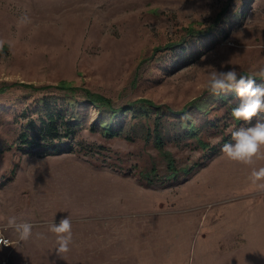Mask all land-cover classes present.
Segmentation results:
<instances>
[{
    "label": "rangeland",
    "instance_id": "1",
    "mask_svg": "<svg viewBox=\"0 0 264 264\" xmlns=\"http://www.w3.org/2000/svg\"><path fill=\"white\" fill-rule=\"evenodd\" d=\"M191 23L194 32L183 29ZM0 41V228L10 216L34 225L29 241L0 248V264H264V190L249 180L264 159L222 153L264 112L237 120L236 93L206 88L212 71L264 67V0H0ZM62 80L116 106L145 97L180 109L198 98L188 119L162 109L158 124L176 166L190 171L167 178L155 109L119 114L121 135L108 138L96 124L108 111L80 90L38 88ZM57 110L76 121L74 151L21 142L30 120L40 126ZM153 165L160 178L149 183ZM65 217L73 243L61 259L49 226Z\"/></svg>",
    "mask_w": 264,
    "mask_h": 264
},
{
    "label": "clouds",
    "instance_id": "2",
    "mask_svg": "<svg viewBox=\"0 0 264 264\" xmlns=\"http://www.w3.org/2000/svg\"><path fill=\"white\" fill-rule=\"evenodd\" d=\"M26 20V17L22 18V22ZM2 43L0 41V44ZM256 75L264 80V67L260 68ZM206 88L217 95L220 92L235 91L241 99V103L232 111L233 117L237 120L251 121L253 117L264 112V87L257 85L255 79L241 75L235 68L210 72ZM231 135L234 143H225L222 146V153L229 160L253 165L256 160L264 159V122L258 121L247 128L241 127L233 131ZM249 180L257 188L264 190V183H260L264 181V167L253 168ZM33 228L32 223L10 216L6 224L0 228V244L16 247L22 242H27L33 236ZM9 229L15 233L16 240H8L3 235L4 231ZM49 231L56 235V255L63 259L64 254L71 250L70 245L73 243L70 218H61L58 224L53 222L49 226ZM36 235L44 238L42 233Z\"/></svg>",
    "mask_w": 264,
    "mask_h": 264
},
{
    "label": "trees",
    "instance_id": "3",
    "mask_svg": "<svg viewBox=\"0 0 264 264\" xmlns=\"http://www.w3.org/2000/svg\"><path fill=\"white\" fill-rule=\"evenodd\" d=\"M187 32H194L195 26L193 23L188 25L187 27L183 28ZM171 45L165 47L168 48ZM8 48V44H5L3 47V51H6ZM159 50V48L155 49ZM241 75H244L249 78H253L256 82L264 81L259 76L251 75L247 72H242ZM21 84L25 87H31L34 89H43L49 87H56L57 89L67 90L71 92H76L80 90L83 93V96L87 100V102L91 105H94L102 111L105 109L108 111L109 116L106 119H99L96 120V124L98 123L99 127L102 129V133L104 136L108 138H113L116 136L121 135V130L114 124V118L117 117L119 114H124L128 111L134 110L136 105H140L144 109H155L157 115L156 125L154 128V134L157 142V147L159 152L163 155V157L167 161V168L169 174H167V178H172L178 175L179 172L188 173L190 169L188 167H181L178 168L176 166L175 158L173 157L172 153L165 149L163 135L161 130L159 129V120L161 117V110L166 109L170 113L175 115H181L189 118L188 112L189 109L197 103L198 98L190 101L186 105H184L180 109H174L168 105L158 104L152 99L141 97L134 101H128L124 105L116 106L112 97H109L105 94L94 92L86 87L76 86L72 81L62 80L57 85H45L42 87H36L33 83H24V82H15L13 85ZM7 87H1L0 93L4 92ZM232 93L235 91H231ZM226 92H220L219 94L226 98ZM236 108V107H235ZM75 118V117H74ZM187 118V119H188ZM76 121L73 119V116H69L66 118V115L62 112V110L57 111H48L47 119L42 121L40 126L36 125L34 120H30L29 125L31 127V133L29 130H25L20 135L21 142L26 144L29 148H34L36 146L42 145L45 146L47 150H52L54 153H62V152H70L74 151V145L70 140L75 135L76 129L74 128V124ZM159 124V125H158ZM189 132L196 134V128L193 123L189 125ZM91 130H95V127H91ZM197 140L201 147H207L209 144L203 141L201 138L197 136ZM144 177L147 179L149 183H153L155 179L160 178L158 174V169L155 165L152 168L144 172Z\"/></svg>",
    "mask_w": 264,
    "mask_h": 264
},
{
    "label": "built area",
    "instance_id": "4",
    "mask_svg": "<svg viewBox=\"0 0 264 264\" xmlns=\"http://www.w3.org/2000/svg\"><path fill=\"white\" fill-rule=\"evenodd\" d=\"M3 235L5 236L6 239L14 241V240L10 239L9 237H7L4 233H3ZM11 247H13V246H4L3 244H0V248H11Z\"/></svg>",
    "mask_w": 264,
    "mask_h": 264
}]
</instances>
